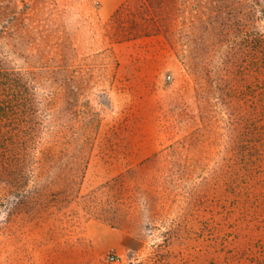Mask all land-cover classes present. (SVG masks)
<instances>
[{"label":"rangeland","instance_id":"374dc122","mask_svg":"<svg viewBox=\"0 0 264 264\" xmlns=\"http://www.w3.org/2000/svg\"><path fill=\"white\" fill-rule=\"evenodd\" d=\"M0 264H264V0H0Z\"/></svg>","mask_w":264,"mask_h":264},{"label":"crops","instance_id":"0c3cea01","mask_svg":"<svg viewBox=\"0 0 264 264\" xmlns=\"http://www.w3.org/2000/svg\"><path fill=\"white\" fill-rule=\"evenodd\" d=\"M129 0H101L102 15L110 17Z\"/></svg>","mask_w":264,"mask_h":264},{"label":"built area","instance_id":"2783aa9c","mask_svg":"<svg viewBox=\"0 0 264 264\" xmlns=\"http://www.w3.org/2000/svg\"><path fill=\"white\" fill-rule=\"evenodd\" d=\"M109 259H110L111 261H115V260L117 259V256H116L115 254H110V255H109Z\"/></svg>","mask_w":264,"mask_h":264}]
</instances>
